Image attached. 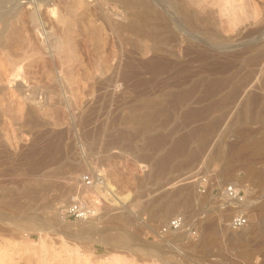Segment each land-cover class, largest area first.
Listing matches in <instances>:
<instances>
[{
  "label": "rangeland",
  "instance_id": "1",
  "mask_svg": "<svg viewBox=\"0 0 264 264\" xmlns=\"http://www.w3.org/2000/svg\"><path fill=\"white\" fill-rule=\"evenodd\" d=\"M249 2L245 14L234 8L249 23H226L215 43L205 32H193L196 40L177 31L167 16L181 20L165 0H0V264H264V212L256 220L246 212V228L230 229L219 193L234 184L264 208V107L235 116L240 97L229 103L226 88L179 107L165 124L140 114L145 99L177 90L178 66L193 75L231 65L232 83L250 72L258 83L264 28L253 32L252 22L264 9ZM155 13L169 28L155 25ZM196 88L193 96L204 86ZM209 104L208 113L183 114ZM83 174L101 175L110 193L85 187ZM78 194L98 199L95 215L60 217ZM176 215L182 228L159 238Z\"/></svg>",
  "mask_w": 264,
  "mask_h": 264
},
{
  "label": "bare ground",
  "instance_id": "2",
  "mask_svg": "<svg viewBox=\"0 0 264 264\" xmlns=\"http://www.w3.org/2000/svg\"><path fill=\"white\" fill-rule=\"evenodd\" d=\"M144 1V0H143ZM250 0H165L164 5H166V10L168 11V9H173V11H175V13H177V16L181 21H177L173 18V16H171L169 14V16H167L168 18H170L174 23L175 28L177 29V31H179L182 35L184 36H190L191 38H196L195 35H192L193 32L199 33V34H203L204 32L207 33L210 37H213L212 42H218V40L220 39H225L223 37V34L226 31V23L228 22H233L236 23L234 21H238L240 24H242L243 22H247L249 23V19L247 20L245 17L242 18V16L238 17L240 14L243 15V13L246 11V6L250 4L249 2ZM129 2V1H128ZM258 5L260 7L261 10L264 9V0H257ZM165 7V6H164ZM186 8H191L192 12L188 13L186 11ZM234 8H240L243 9V11L241 10V12L239 11V15L234 12ZM179 12H178V11ZM232 10V13H230ZM171 11V10H170ZM172 11V12H173ZM148 13V12H147ZM171 13V12H170ZM246 12H244L245 14ZM166 14V13H165ZM172 14V13H171ZM173 15V14H172ZM41 18V16H40ZM152 18V17H151ZM167 18V19H168ZM163 16H161L159 13H155L154 14V20H155V25L157 27H161L166 28L168 26V20ZM170 20V21H171ZM208 21V28L205 30H202L200 24H202L203 21ZM172 23V22H171ZM256 27L254 29L253 32H260L262 31V29L264 28V18L262 19H257L252 22ZM154 24V23H153ZM171 30V28L169 29V31ZM252 30V29H251ZM249 30V32L251 31ZM149 31V30H148ZM264 31V30H263ZM168 32V31H166ZM172 32V31H171ZM248 32V31H246ZM248 32V33H249ZM154 33V32H153ZM158 33V31H157ZM156 33V34H157ZM247 33V34H248ZM172 34V33H171ZM170 34V36H171ZM174 34V33H173ZM245 34V33H244ZM255 34V33H253ZM259 34V33H258ZM264 34V33H263ZM169 35V34H168ZM167 35V36H168ZM238 35V34H237ZM242 35V34H241ZM251 35V33L249 34ZM261 35V34H260ZM157 36V35H156ZM199 36V35H198ZM262 36V35H261ZM169 37V36H168ZM173 38V37H172ZM184 38V37H183ZM200 38V37H198ZM175 39V37H174ZM217 39V40H216ZM196 40H198L196 38ZM201 40V39H200ZM242 40V39H241ZM175 41V40H174ZM240 41V40H239ZM198 43V42H196ZM200 43V42H199ZM219 43V42H218ZM173 45V44H172ZM200 49V48H199ZM264 52V51H263ZM187 53V52H186ZM185 53V54H186ZM196 55V54H195ZM205 55V54H204ZM256 55V54H255ZM199 57V56H198ZM201 57V55H200ZM254 57V56H253ZM252 57V58H253ZM258 57V56H257ZM161 58V57H160ZM223 58V57H222ZM165 59V57H164ZM170 59V58H169ZM197 59V58H196ZM202 59V58H201ZM204 59V58H203ZM206 59V58H205ZM226 59V58H225ZM231 59V58H230ZM236 59V58H235ZM159 60V59H157ZM186 60V59H185ZM249 60V59H248ZM261 60V59H259ZM155 61V60H154ZM153 61V62H154ZM160 61V60H159ZM170 61V60H169ZM176 61V60H175ZM188 61V60H187ZM234 61V60H233ZM257 61V60H256ZM254 61V62H256ZM184 62V61H183ZM222 62V61H221ZM226 62V61H225ZM158 63V62H157ZM162 65V63H166L164 61L159 62ZM158 63V65L160 66V64ZM179 63V62H178ZM210 63V62H209ZM208 63V64H209ZM223 63V62H222ZM227 63V62H226ZM168 64V63H167ZM166 64V65H167ZM211 64V63H210ZM225 64V63H223ZM231 63H229L230 65ZM234 64V63H233ZM237 64V63H236ZM244 64V63H243ZM253 64L252 62H250V65ZM257 64V63H256ZM260 64V63H259ZM183 65V64H182ZM186 65V64H185ZM189 65V64H188ZM219 65V64H218ZM228 65V64H227ZM249 65V64H247ZM254 65V64H253ZM160 66V67H161ZM173 66V65H172ZM220 66L221 65L220 63ZM226 66V65H225ZM223 66L222 69L218 68L220 70H217L216 68H214V66L212 67V69H204V68H199V70L195 71L193 73V75L189 74L186 70L185 67L183 66H178L179 68H177V72H179L180 74L182 73V77H180L179 80H173L171 82H173V85L177 88V90H172V89H165L164 91H162L161 93H159L158 95H156L155 99H145V102L142 104L141 106V115H145L148 116L150 119L154 120L157 119L158 117H161V121L162 124H165L166 121L172 116V114L174 113V111L176 109H178L181 106L186 105L189 102L192 103H199L201 100L205 99V98H209L212 96L217 95L218 93L222 92L223 90H225L226 88H229V90H227L224 94H222V97H225L229 103H234L235 101L238 100V102L236 103V108L233 112V114L235 116H247V115H251L254 111L257 110V107L262 106L264 107V99L262 97V94H264V71H262V75H260V77L258 78V83H256L258 85V88L260 90V93L255 92L251 87H253L255 89V86H257L256 84L252 85L251 83V79L253 77H255L251 72L248 74H245L244 77L241 78L240 81H238L237 84L232 83L233 79L236 76V72L237 70L228 72L226 71L227 67H229L228 69H230V66ZM235 66V65H234ZM159 67V69H160ZM168 67V65H167ZM188 67V66H187ZM226 69H225V68ZM239 67V66H238ZM154 68V66H153ZM152 68V69H153ZM157 68V67H156ZM166 68V67H165ZM171 68V67H170ZM243 68V67H242ZM247 68V67H246ZM151 69V70H152ZM159 69H156V71L158 72ZM164 68L162 67L160 71H162ZM239 69V68H238ZM155 72V68L153 69ZM240 70V69H239ZM238 70V71H239ZM246 70V69H245ZM248 70V69H247ZM252 71V69H250ZM249 70V71H250ZM257 70V69H256ZM260 70V69H259ZM262 70V68H261ZM260 70V71H261ZM167 71V70H166ZM153 72V71H152ZM164 72V71H162ZM161 72V73H162ZM176 72V73H177ZM247 73V71H244V73ZM255 72V71H254ZM174 73L173 71L168 73V75L166 74L164 76V79L162 78L161 82L163 85L165 86H170V74ZM242 73V75L244 74ZM165 74V73H164ZM194 76V77H191ZM163 77V76H162ZM239 77V76H238ZM258 77V76H256ZM154 79V78H153ZM254 79V78H253ZM147 82V81H146ZM175 83V84H174ZM156 84V83H155ZM199 84H202L204 86V89L202 90V94H197V96H193V92L195 91V89L197 90V86ZM233 84V85H232ZM172 85V86H173ZM171 86V87H172ZM251 86L249 89L248 87ZM202 89V88H201ZM200 89V90H201ZM161 89H159L160 91ZM158 91V89H157ZM200 92V91H199ZM220 97V96H219ZM218 97V98H219ZM217 98V99H218ZM207 100V99H206ZM205 100V101H206ZM216 102V99L214 100ZM210 102V101H209ZM208 102V103H209ZM214 102V103H215ZM225 102V100H224ZM207 103V102H206ZM211 103V102H210ZM213 103V104H214ZM227 103V101L225 102ZM224 105V104H223ZM190 106V105H189ZM200 107V105H198ZM212 104L207 105L205 108H203L202 110H200L203 106H201L200 108L197 107L198 109H192V108H185V110L183 111L184 115H188V114H203V112L209 111V109H211ZM221 106V105H220ZM225 106V105H224ZM194 108V106H192ZM231 108V107H230ZM261 111V110H260ZM264 111V110H263ZM229 112V111H228ZM181 113V112H179ZM208 115V114H206ZM183 117V115H182ZM172 118V117H171ZM187 118V116H186ZM222 118V117H221ZM220 118V119H221ZM233 118V115H232ZM242 118V117H241ZM240 118V119H241ZM195 119V118H194ZM201 119V118H200ZM219 119V118H218ZM217 119V124L219 122V120ZM230 119V118H228ZM180 120V119H179ZM199 120V119H198ZM216 120V119H214ZM214 120H212L214 122ZM160 121V122H161ZM176 121V120H175ZM191 121V120H189ZM187 120V122H183V125H187L188 123L190 124ZM231 121V120H230ZM192 122V121H191ZM195 122V121H194ZM213 122H211L213 124ZM216 122V121H215ZM214 122V123H215ZM168 123V122H167ZM177 123V122H176ZM199 125V124H198ZM201 125V123H200ZM147 126V125H146ZM155 126V125H154ZM153 126V127H154ZM176 125L172 126L175 127ZM178 126V125H177ZM176 126V127H177ZM197 126V125H196ZM211 125H208V128H210ZM217 126V125H216ZM171 127V129H172ZM199 127V126H198ZM207 127V126H206ZM182 128V127H180ZM215 128V127H214ZM141 129V127H140ZM174 130V129H173ZM188 131V129H186ZM210 130V129H208ZM208 130H205V132H207ZM179 131V129H178ZM187 131H183V133L186 135V137H189V135L187 136L186 132ZM198 128H193L192 130L190 129L189 132L194 133L197 132ZM161 132V131H160ZM170 132V130H169ZM172 132V130H171ZM204 132V131H203ZM154 134V133H153ZM195 134V133H194ZM184 135V136H185ZM202 135V134H201ZM150 136V135H149ZM156 136V135H155ZM161 136V135H159ZM181 137H183L182 135H180ZM180 137V138H181ZM184 138V137H183ZM178 140V139H177ZM178 142V141H176ZM180 146V143H179ZM183 146V145H182ZM177 147V146H176ZM181 147V146H180ZM171 154V150L169 152ZM173 154V152H172ZM162 159V158H160ZM159 162V161H158ZM94 188L96 190H98L100 192V194L105 197L106 195H108L110 193L111 190V186L109 185V183L107 181L103 182V183H94ZM123 200V197H122ZM249 201L246 202V204L244 205V208L246 209V212L250 213V215L252 217L256 219H258L259 213L264 212V208L263 207H259V206H252V203L249 204ZM123 203V202H122ZM178 203V199L172 201V205H175ZM248 210V211H247ZM59 213L61 214L60 210ZM60 217H62L60 215ZM79 220V219H77ZM85 220V219H82ZM76 222V221H75ZM78 223V222H76ZM77 225V224H76ZM78 225H80L78 223ZM82 225V224H81ZM39 227V230H41V228H47L46 225L43 224H39L37 225ZM69 226V225H68ZM247 226V225H245ZM245 226H243L242 228H246ZM41 227V228H40ZM94 228V227H93ZM92 229V228H90ZM89 229V230H90ZM37 230V228H36ZM43 230V229H42ZM94 229H92L91 231L93 232ZM95 232V231H94ZM156 235L159 236L158 232H156ZM161 237V236H160ZM99 238V236H97L96 238H92V240H97Z\"/></svg>",
  "mask_w": 264,
  "mask_h": 264
},
{
  "label": "built area",
  "instance_id": "3",
  "mask_svg": "<svg viewBox=\"0 0 264 264\" xmlns=\"http://www.w3.org/2000/svg\"><path fill=\"white\" fill-rule=\"evenodd\" d=\"M82 184L85 187L91 186L94 183H103V177L101 175H96L92 178L89 174H83L80 178ZM200 193H204V185L199 184L197 187ZM219 193L225 203L223 209L232 210L229 215L226 225L230 229H240L247 223V213L244 205L247 202V196L243 195L239 189H237L234 184H226L221 186ZM98 199L90 197L88 195L78 194L72 200H70L66 205L60 210L61 216L64 219H87L95 215L98 209ZM183 226V219L180 215L172 216L163 224L160 225L159 238H163L164 235L172 234L180 230ZM190 232L196 233L195 230ZM161 236V237H160Z\"/></svg>",
  "mask_w": 264,
  "mask_h": 264
}]
</instances>
